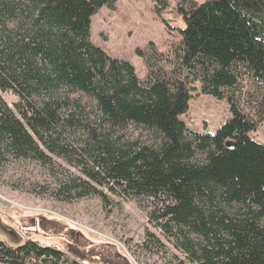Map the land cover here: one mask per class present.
Segmentation results:
<instances>
[{"label":"trees","instance_id":"16d2710c","mask_svg":"<svg viewBox=\"0 0 264 264\" xmlns=\"http://www.w3.org/2000/svg\"><path fill=\"white\" fill-rule=\"evenodd\" d=\"M118 1L0 0V167L64 160L83 178L62 182V201L147 198L151 221L183 237L191 262L264 264V145L250 137L264 124V0H179L174 9L153 0L182 41L168 55L153 42L136 50L145 80L91 40L94 17ZM172 13L183 29L171 27ZM196 83L230 105L218 133L182 121ZM2 93L17 97L13 107ZM131 128L151 143L126 141ZM35 262L80 264L37 242L0 240V264Z\"/></svg>","mask_w":264,"mask_h":264},{"label":"rangeland","instance_id":"374dc122","mask_svg":"<svg viewBox=\"0 0 264 264\" xmlns=\"http://www.w3.org/2000/svg\"><path fill=\"white\" fill-rule=\"evenodd\" d=\"M178 1L170 0V9H174ZM193 1L203 4L208 0ZM118 2L114 13L104 8L97 15L94 27H91L92 40L109 56L131 63L137 76L145 80L148 71L136 50H144L153 42L158 50L168 55L182 39L177 30H169L155 13V1ZM167 19L174 21L172 28H184V23L175 14L168 15ZM102 34L106 35L105 41H109H103ZM166 69L170 73L173 70L170 65H166ZM191 86L193 99L189 113L182 121L193 132L218 133L232 118L228 101L203 96L200 83ZM244 87L245 92L250 90V85L244 84ZM2 97L11 107L17 102V97L11 93H2ZM74 97L81 103L91 104L81 95ZM242 108L249 112L246 103ZM149 136L131 128L125 138L131 142L151 143ZM250 137L264 145V124ZM53 159L52 166L30 160H11L0 167L2 242L9 246L37 242L65 253L80 264H195L183 248L182 236L180 239L169 236L151 221L155 212L153 200L125 199L106 192L107 203L98 195L62 201L59 191L62 182L83 176L76 166ZM102 251H106V255Z\"/></svg>","mask_w":264,"mask_h":264},{"label":"crops","instance_id":"0c3cea01","mask_svg":"<svg viewBox=\"0 0 264 264\" xmlns=\"http://www.w3.org/2000/svg\"><path fill=\"white\" fill-rule=\"evenodd\" d=\"M114 12H115V11H114ZM96 17H97V16H95L94 19H93V26H92V27H94V24H95L94 21H95V18H96ZM103 19H104V18H103ZM104 20L106 21V19H104ZM104 36H106V35H103V34H102V35L100 36V37L103 39V41H105V39H106ZM107 36H108V35H107ZM91 40H92V39H91ZM98 41H99V40H98ZM107 41H109V40H107ZM107 41H105V42H107ZM93 42H94V44H96V41L93 40Z\"/></svg>","mask_w":264,"mask_h":264}]
</instances>
